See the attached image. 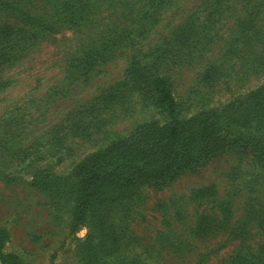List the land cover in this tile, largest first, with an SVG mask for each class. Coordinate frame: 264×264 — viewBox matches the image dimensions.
I'll list each match as a JSON object with an SVG mask.
<instances>
[{
  "label": "rangeland",
  "instance_id": "374dc122",
  "mask_svg": "<svg viewBox=\"0 0 264 264\" xmlns=\"http://www.w3.org/2000/svg\"><path fill=\"white\" fill-rule=\"evenodd\" d=\"M150 73L170 80L183 119L255 91L264 0H0L1 259L264 264V159L252 146L159 186L94 184L78 212L74 169L167 121Z\"/></svg>",
  "mask_w": 264,
  "mask_h": 264
},
{
  "label": "trees",
  "instance_id": "16d2710c",
  "mask_svg": "<svg viewBox=\"0 0 264 264\" xmlns=\"http://www.w3.org/2000/svg\"><path fill=\"white\" fill-rule=\"evenodd\" d=\"M143 82L168 119L164 124L152 121L140 125L133 134L92 154L74 169V178L83 183L78 212L89 209L98 187L94 184L159 186L239 145L254 147L257 157L264 159V85L220 109L183 119L167 77L150 73ZM2 260L11 264L3 256Z\"/></svg>",
  "mask_w": 264,
  "mask_h": 264
},
{
  "label": "water",
  "instance_id": "95a60500",
  "mask_svg": "<svg viewBox=\"0 0 264 264\" xmlns=\"http://www.w3.org/2000/svg\"><path fill=\"white\" fill-rule=\"evenodd\" d=\"M0 264H4L1 258H0Z\"/></svg>",
  "mask_w": 264,
  "mask_h": 264
}]
</instances>
